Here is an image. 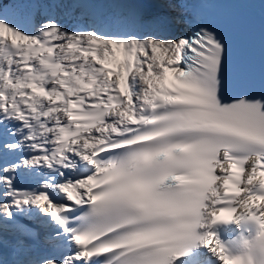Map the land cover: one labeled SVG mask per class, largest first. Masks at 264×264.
<instances>
[{
    "label": "snow or ice",
    "instance_id": "1",
    "mask_svg": "<svg viewBox=\"0 0 264 264\" xmlns=\"http://www.w3.org/2000/svg\"><path fill=\"white\" fill-rule=\"evenodd\" d=\"M81 3L0 0V264H199L201 244L252 264L198 230L251 220L264 238V86L229 91L198 16L165 38Z\"/></svg>",
    "mask_w": 264,
    "mask_h": 264
},
{
    "label": "bare ground",
    "instance_id": "2",
    "mask_svg": "<svg viewBox=\"0 0 264 264\" xmlns=\"http://www.w3.org/2000/svg\"><path fill=\"white\" fill-rule=\"evenodd\" d=\"M165 1V0H164ZM150 3V4H149ZM177 5L167 8L163 6L162 0H82V3L75 9L74 16H79L85 9L97 12L105 17L108 16H118L122 14H128L130 12H135L140 17L145 20L149 18L150 20L160 19L164 21L165 27L163 35L165 38L178 37L180 35H185L188 26L183 23L185 19L191 18L189 14H185L184 8H187V3L182 4V0H178ZM146 4H148L152 9V14L147 9ZM72 8V3L65 4L61 2L55 8V18L61 23L64 19H71V23L67 24V27L71 30L76 23H78L74 18H69L66 13ZM188 9V8H187ZM52 5L49 4V13L51 14ZM174 14H178L181 27L175 24ZM46 17L41 16L40 19ZM175 19L174 21L171 20ZM146 21V20H145ZM177 22V21H176Z\"/></svg>",
    "mask_w": 264,
    "mask_h": 264
},
{
    "label": "rangeland",
    "instance_id": "3",
    "mask_svg": "<svg viewBox=\"0 0 264 264\" xmlns=\"http://www.w3.org/2000/svg\"><path fill=\"white\" fill-rule=\"evenodd\" d=\"M144 1V0H143ZM162 3L163 4H165V5H163V6H166L167 8H170V7H172V6H175V5H177V4H179L178 3V0H162ZM150 4V3H149ZM146 6H147V9L149 10V12L152 14V9H151V5L149 6L148 4H146ZM47 18V17H46ZM174 18L175 19H177V20H175V19H172L171 18V20H175V24L178 26V27H181V24H179L178 22H176V21H179V16H178V14H174ZM45 19V18H44ZM145 20L146 21H149V18H145ZM61 23L62 24H64L66 27H67V24H69V23H71V19H64V20H62L61 21Z\"/></svg>",
    "mask_w": 264,
    "mask_h": 264
}]
</instances>
